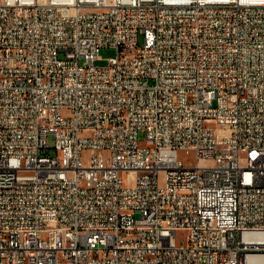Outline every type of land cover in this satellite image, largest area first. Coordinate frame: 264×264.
<instances>
[{"label":"built area","instance_id":"obj_1","mask_svg":"<svg viewBox=\"0 0 264 264\" xmlns=\"http://www.w3.org/2000/svg\"><path fill=\"white\" fill-rule=\"evenodd\" d=\"M0 264H264V0H0Z\"/></svg>","mask_w":264,"mask_h":264},{"label":"rangeland","instance_id":"obj_2","mask_svg":"<svg viewBox=\"0 0 264 264\" xmlns=\"http://www.w3.org/2000/svg\"><path fill=\"white\" fill-rule=\"evenodd\" d=\"M114 55H115V50H114V49H111V48H102V49L100 50V52H99V57L101 58V60L96 61V62H95V65H96V66H105V65H107V62H108L109 58L113 57ZM228 134H229V132H228L227 130H223V129H221V130L219 131V136H220V137H225V136H227ZM140 137H142V135H141ZM48 142H49V145H50V146L53 145V139H52V137H49ZM105 154H106V152L103 151V152H102V155H105ZM179 157H180L181 159H186V158H187V157L184 155V153H179ZM84 158H86V159L88 158V153H87V154H84Z\"/></svg>","mask_w":264,"mask_h":264}]
</instances>
